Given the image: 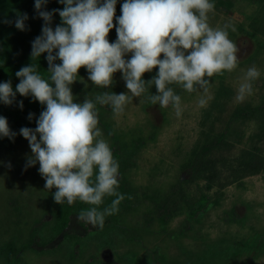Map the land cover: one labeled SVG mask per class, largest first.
I'll list each match as a JSON object with an SVG mask.
<instances>
[{
    "label": "rangeland",
    "instance_id": "374dc122",
    "mask_svg": "<svg viewBox=\"0 0 264 264\" xmlns=\"http://www.w3.org/2000/svg\"><path fill=\"white\" fill-rule=\"evenodd\" d=\"M210 2L215 5L208 13L210 27L236 29L227 31L238 63L231 72L206 77L211 82L207 95L198 86L189 93L179 84L169 85L181 97L179 117L171 105L150 103L155 85L133 97L119 116L111 106L96 104L103 139L122 155L114 159L119 186L133 191L132 201L106 216L102 228L77 218L91 207H109V195L99 206L77 199L61 230L56 189H45L38 162L25 167L29 142L22 136L0 149V264H6L1 247L9 241L20 249L13 264H264V32L252 28L264 0ZM253 66L260 76L250 81L252 94L240 101L238 88ZM157 73L158 67L142 79ZM88 76L86 69L70 85L76 103L86 98L95 103L106 91L129 92L119 71L108 88L95 86ZM216 95L225 107L212 110L203 123ZM201 97L207 99L203 107ZM221 134V144L201 149L210 135ZM205 161L212 169V187L207 172L200 173L201 165L208 166ZM203 196L206 206L200 203Z\"/></svg>",
    "mask_w": 264,
    "mask_h": 264
},
{
    "label": "clouds",
    "instance_id": "9594fccd",
    "mask_svg": "<svg viewBox=\"0 0 264 264\" xmlns=\"http://www.w3.org/2000/svg\"><path fill=\"white\" fill-rule=\"evenodd\" d=\"M47 2L35 0V9L44 24L42 34L32 42L30 55L33 60L47 53L51 83L42 78L32 63L15 73L20 79L15 91L11 81L0 83V101L11 105L18 92L25 97L31 94L34 100L46 105L36 120L35 129H20V135L31 149L25 167L39 163L45 189H56L53 196L57 204L66 201L72 205L78 199L99 206L105 195L116 197L102 211L91 207L81 211L77 218L102 228L105 217L116 213L125 197L116 191L119 164L97 127L96 104L111 106L113 114L119 116L133 97H141L147 87L155 85L157 94L148 97L150 103L159 104L160 108L171 105L179 117L181 97L169 85L179 84L189 93L198 86L207 95L211 83L207 78L225 70L231 72L237 66L238 49L227 31L230 27L232 31L236 29L230 24L223 28L210 27L208 13L215 7L210 0H126L122 15L116 18L117 40L110 43L107 37L114 27L117 0L103 3L59 0L64 8L51 12L43 10ZM56 12L62 23L53 30L50 25ZM27 19V14L18 15L15 27L25 30ZM127 53H132L128 60L124 58ZM57 59L62 63L56 64ZM82 67L87 69L88 79L102 88H108L113 83V74L121 72L129 92L106 91L95 97V103L87 98L83 103L74 102L70 85L77 80ZM157 67L156 76L148 81L142 79L144 73ZM259 76L255 66L247 70L238 88V100L243 101L246 95L252 94L250 81ZM198 103L203 107L207 99L201 97ZM20 107H23L22 101ZM32 117L30 113L28 119ZM15 135L7 119L0 116V136ZM96 168L98 174L93 181Z\"/></svg>",
    "mask_w": 264,
    "mask_h": 264
},
{
    "label": "trees",
    "instance_id": "16d2710c",
    "mask_svg": "<svg viewBox=\"0 0 264 264\" xmlns=\"http://www.w3.org/2000/svg\"><path fill=\"white\" fill-rule=\"evenodd\" d=\"M103 2L104 0H100V3ZM124 2H126V0H117L115 6V15L113 19L114 27L110 30L107 37L110 43L114 40H117L116 27H118V22L116 18L122 15L121 8ZM63 8L64 4L59 3V0H48L47 4L43 6V10L50 12L53 9L62 10ZM23 14H27L28 19L24 22L25 30L21 31L15 27L14 21L16 20L18 15ZM258 14H262V16L258 18L257 23H253L252 28L257 31L264 32V6L260 8V10L253 19H256ZM9 21H11L12 23H9ZM61 23L62 21L59 16V13H54L50 26L54 30L55 27L57 25H61ZM43 24L44 21L42 20V18L39 17L38 12L35 9V0H0V83L11 81L13 91L16 90V85L20 82V79L16 77L15 73L19 71L22 67L30 66L32 63L37 66V72L42 76V78L46 79L49 83H51V74L48 72V63L46 60L47 53H42L40 57H37L33 60L30 55L32 42L36 37L42 34ZM56 51H58V49L54 50V55ZM55 63L60 64L62 62L57 59ZM85 70L86 68L84 67L79 69L77 78L84 74ZM219 99L220 98L218 97V95H216L215 99H213L210 107L206 110V113L202 118L203 123L209 121L212 115V110L224 109L225 104L220 102ZM21 101L23 103L22 108L20 107ZM45 108L46 105H41L38 101L34 100L31 94L25 97L21 96L17 92L15 100L11 105H6L2 101H0V116L7 119L10 131L16 133V135L12 138L0 136V149L12 145L17 139L22 137V135H20L21 128L28 127L35 129L37 126L36 120L39 118L40 113L45 110ZM30 113L33 114L31 120L28 119ZM224 139L225 137L223 134L213 137L212 135H210L208 139L210 143L208 145L203 146L201 149L207 151L208 149H211V144L212 146L221 144ZM112 154L114 159H118L120 156H122L121 153H118L117 150L112 151ZM205 162L208 166L201 165L200 173L207 172V174H204V177H206L207 179V186L212 187L214 183L212 173H210L212 169L209 166L210 162ZM244 162L245 161H242L241 163ZM97 173L98 171L94 173L91 180L95 179V175H97ZM116 191L124 195L125 197L118 205V208L121 209L126 207L128 202L132 201L133 199V191L130 187L125 184H120ZM115 198L116 197L114 196H110V198L108 199L107 196L106 201L110 200V202L112 203ZM80 203L85 206V202L80 201ZM200 203L201 206H206L207 196H203ZM70 209L71 206L68 205L67 202H64L59 207L58 217L62 222V225L59 226L61 230L67 223V215ZM1 252L6 264H13V261L19 258L20 249L14 241H9L1 247Z\"/></svg>",
    "mask_w": 264,
    "mask_h": 264
}]
</instances>
